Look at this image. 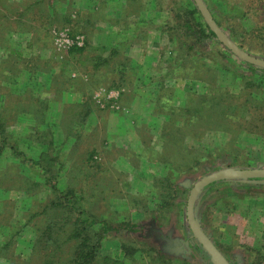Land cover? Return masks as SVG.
<instances>
[{
    "label": "rangeland",
    "instance_id": "obj_1",
    "mask_svg": "<svg viewBox=\"0 0 264 264\" xmlns=\"http://www.w3.org/2000/svg\"><path fill=\"white\" fill-rule=\"evenodd\" d=\"M21 1L8 0L12 5L9 8H13L16 15L23 10ZM53 1L57 21L47 23L34 9L19 21L24 26L23 32L17 30L14 22L20 16L8 13L12 27L8 24L4 27H11L12 31L3 29L0 33L1 44L5 46H0V66H5L0 70V117L4 119L8 115L11 144L29 158L39 160L41 155L40 143L36 137H31L34 127H38V136L42 140H49L50 136L54 138L56 152L59 151L58 161L62 165L59 170L58 165L53 167L50 174L57 178L62 189L71 182L75 183L74 180L81 181L78 185L85 194L82 208L90 211L97 220L111 219L114 226L129 223L144 227L143 235L123 231L106 236L102 240L100 264H106V258L117 259L120 264H148V251L153 259L151 250L167 248L159 234L181 241L185 229L188 230L185 201L189 186L193 188L212 168L211 173L226 169H264V141L253 139L245 129L233 143H229L231 136L221 128H207L205 122L191 130L190 125H186L187 119L181 116L185 112H173L155 102V85L160 82L163 86L169 85L171 97L168 104L179 108L184 107L188 98H193L197 104V99H201L208 86L225 88L233 96H230L233 101L243 89L250 96L245 94L237 99L241 105L227 112L228 118L237 121L249 118L251 107L257 109L255 112H264V80L234 78L231 73L219 69L213 73L216 79L213 82L210 71L215 68L242 69L240 64L228 61L217 44L203 49L198 57L203 58L207 67L197 70L195 60L175 68V56L169 54L165 27L184 22L177 20L175 14L189 11V3L185 0ZM203 1L234 44L248 50L251 56L264 60V42L249 39L256 24H264V0ZM65 20H70L71 24H66ZM32 26L39 30L47 28L49 39H46L45 32L40 34L37 31L29 37L27 32L33 30ZM85 29L90 31L95 46L112 47L120 54L118 62L103 67L100 73L117 72L125 65L124 72L131 83L128 91L108 89L107 83L103 85L95 80L90 86L82 83L72 88L62 82L68 76L76 77L81 73L73 59L75 56L69 54L72 47L56 44L57 35L83 36L86 43ZM230 31L234 33L230 35ZM45 70H50L49 75ZM168 70H173L169 76L166 75ZM61 71L65 73L62 81L58 80L55 87L50 85L52 74L61 76ZM1 75L8 79L1 78ZM81 77L87 80L84 75ZM90 91V98L83 99V94L87 96ZM37 98L47 99L45 106L51 100L44 121L32 118L37 112L33 108L38 104ZM8 108L12 111L5 112ZM68 112H76L72 123L69 122L73 117ZM170 112L173 115H169ZM196 114L191 109L188 118ZM169 120L180 122L179 126H182L174 140L165 137L162 130L163 123ZM244 121H239L240 126L247 127ZM182 145L188 149L199 146L197 154L182 156ZM93 148H98L97 153L94 161L87 164V153ZM170 160L175 161L180 169L183 166H193V169L177 174L169 172L171 183H167L164 181L165 164ZM195 162L198 164L194 165ZM82 164L83 169L78 167ZM87 165L92 168L88 169ZM1 170L0 212L3 216H0V244L4 245L6 239L15 240V243L0 252V264H41L42 258L38 260L34 255L46 241L45 237L42 245H36L34 241L38 234L35 230L30 225H21L29 220L30 212L40 213L48 207L53 198L51 187L44 182L46 178L39 166L29 165L24 157L13 154L9 148H5L0 157ZM226 182L229 184L215 185L210 192L201 191L195 202L196 219L228 258L238 257L241 264H264V180ZM233 182L239 187L233 188ZM168 185L175 188L176 195L166 207L160 203L159 195ZM7 202L8 209L3 210V204ZM159 204L163 207L160 208ZM67 216H58L54 223L58 227L69 226L73 218L70 221ZM39 220L44 230L49 222L46 217ZM147 235L151 240L142 239ZM122 244L129 248L125 255ZM67 246L60 248L62 253L68 252ZM166 254L163 261L166 264H203L195 254L184 256L177 251ZM169 257L173 258L171 263Z\"/></svg>",
    "mask_w": 264,
    "mask_h": 264
},
{
    "label": "trees",
    "instance_id": "obj_2",
    "mask_svg": "<svg viewBox=\"0 0 264 264\" xmlns=\"http://www.w3.org/2000/svg\"><path fill=\"white\" fill-rule=\"evenodd\" d=\"M26 1V0H25ZM24 0L20 2V5H22V12L16 15L14 9H10L8 4V0H0V33L3 31V29H8L12 31L11 25L9 22L10 15L15 14L16 16H20L17 20H14L16 26L15 28L18 31H25L24 26L20 23L21 20L29 11H32L34 9H37V11L40 13V16L45 18L47 20V23H54L57 21L54 10V1L53 0H29L28 2H25ZM189 3V11L188 12H179L176 13V19L177 20H183L180 25L178 23L176 26L167 25L165 29H167L168 35L166 36V39L168 41V46L170 47L169 54H172L175 56L174 63L175 68H180L186 61H195L197 70L203 67H207L206 63L203 62V58H198L202 53L201 51H204L203 49H206L209 45H218L220 46L225 55V57L233 64L236 62L237 64L241 65V70L236 69L234 71H230L228 68H215L211 73V77L213 82H215V75L213 76V73H217L222 69L224 72H229L234 78H248L250 80H256L257 82H263L264 80V69L260 68L252 63L246 62L242 59H240L238 56H236L231 50H229L219 39L216 33L211 29L209 26L207 20L205 19L204 15L201 13L199 8L196 5V2L194 0H185ZM159 3V1H157ZM205 3V2H204ZM44 5V7H43ZM206 5V4H205ZM12 6V5H10ZM209 9V6H207ZM212 16L214 17L213 12ZM215 20V17H214ZM20 21V22H19ZM66 24H71L70 20H65ZM218 26L220 27V23L216 21ZM11 26V27H4V25ZM31 26V24H29ZM51 26V25H50ZM86 28L88 26L85 24ZM23 27V28H22ZM33 30H30L28 33L29 37L34 35V31L45 32V37L47 38V31L45 29L39 30V28H33ZM15 31V30H13ZM87 31L86 36V43L82 48L78 47H72L70 49L69 54L75 56L73 59H75V63L79 65L78 71L81 73L80 76L76 77H70L66 76V79L61 80L62 77H65V73L61 71V76H58V74H52L50 85L54 86L58 83V80H61L69 88H72L76 86L77 84L85 83L87 86L91 85V82L95 80L96 83H103L108 84V89H118V90H124L128 91V89L131 88V83L129 78H127V73L124 72L125 65H122L123 70H117L111 71V72H104L100 73L101 69L103 67H107L110 65V63L118 62L120 58V54L117 53L115 48L112 47H104L100 48L99 46H95L92 43V36L90 31ZM230 35L234 33L233 31L229 32ZM44 36V35H43ZM252 40H258L261 42H264V24H256V27L251 30L249 39ZM3 39V38H2ZM191 39V40H189ZM39 40V39H38ZM30 42V41H29ZM44 44V43H43ZM29 45H31L29 43ZM0 46H4L1 44ZM5 47V46H4ZM8 50V48H7ZM246 53L251 55L248 50H244ZM18 54V53H17ZM193 56V58H192ZM254 57V56H253ZM128 65V64H127ZM200 67V68H199ZM5 66L1 65L0 70L4 69ZM169 73L166 75L169 76V74L173 70H168ZM47 72V75H49L50 70H45ZM30 74V73H29ZM85 78L81 77L83 76ZM32 76V75H31ZM1 75V78L8 79L6 77ZM150 78H148L149 80ZM57 80V81H56ZM101 81V82H100ZM49 85V86H50ZM99 85V84H98ZM102 85V84H101ZM102 85V86H103ZM80 86V85H79ZM55 87V86H54ZM174 87V86H172ZM156 91V98L155 102L159 104L160 106H165L166 109L173 111V112H185L184 115L181 114L183 119H187L188 122H186V125H190L191 130L197 128L198 126L204 125V122L207 125V128L209 129H216L218 130L221 128L222 132H225L230 138L229 143H233L237 137L240 136L241 131H244L245 129L249 131V133L253 136V139H257L258 142L264 141V112H255L256 108H249V111H252L249 118L241 119V120H232L227 117V112L232 107H239L241 103H238L236 101L240 97L242 98L245 96L246 91L243 89L239 91V93L236 95L234 101L231 99L233 96L225 89L220 86L211 88L208 86L207 91L204 92L201 99H197V104L194 103L193 98H188L187 103L184 105V107H176V106H170L168 104V99L171 97V94L168 92V90H171V87L169 85L163 86V84L160 82L158 85H155ZM66 90H69L68 88ZM91 90V87L90 89ZM168 92V93H167ZM230 94V95H229ZM92 95V92L90 91L87 96L83 94V99L90 98ZM193 95V94H190ZM250 96L249 94H246ZM231 96V97H230ZM130 98V96L128 97ZM39 99V100H38ZM245 99V98H244ZM38 104H36L33 108L37 110L35 112V116L32 117L35 119L38 118L44 121V117L47 115V111L49 109V105L51 104L49 100V104L45 106V102H47V99H41L37 98ZM248 101V100H247ZM34 102V101H32ZM247 103V102H246ZM248 104V103H247ZM191 109L194 110V113L199 112L196 114V116H189V112H191ZM24 110V109H23ZM233 110V109H232ZM11 112V109H7L5 112ZM25 111V110H24ZM224 112V113H223ZM71 114V112H68ZM171 113V112H170ZM65 114V113H64ZM63 114V115H64ZM1 115V114H0ZM62 115V119H63ZM76 115V112L71 114L73 118L70 119L69 123H72L74 120V116ZM173 115V113L169 114ZM40 117V118H39ZM169 117V116H168ZM8 115L4 116V119L0 117V157L2 153L4 152L5 148H9L10 151L14 154L19 155L20 157H24L25 161L29 163V165H36L41 168L43 171V177L46 178L44 182L49 183L51 187V193L53 194V198H49V204L48 207H46L43 211L40 213L36 212H30L29 216L25 220L24 225H21V227H27L30 225L38 234L37 240L34 241V244H40L43 237H45L46 241L43 242L42 247L40 250H36L35 257L37 256L38 260L41 259V264H100L101 261H99L100 255H101V246H102V240L106 238L109 234H121V232L125 231V234H136L141 233L143 235L144 227H136L132 226L131 224H125L123 226H114L111 222V219L108 221L105 220H97L93 214H90V211H86L82 208V202L84 200L85 194H83V190L80 188L78 184H80L79 181H75V183H70L68 187L61 188V183L57 181V178H54V175L50 174L51 169L53 167H56L58 165L57 170H59V167L62 165V162L58 161V155L59 151L56 152L55 148V141L54 138H51L50 136L49 140H42V137L38 136V127H34L35 132L32 133L31 137H36L37 141L41 145V155L39 160H35L33 158H29L22 152H18L17 148L14 147L13 144H11V138L12 134L8 133V125H7ZM248 124L247 127L240 126L241 124L239 121H243ZM239 123V124H238ZM181 125L180 122H172V120H169L165 123H163V132L165 134V137H168L171 140L176 139L177 132H181ZM184 125V124H183ZM174 126H177V129H174ZM216 127V128H214ZM218 128V129H217ZM183 130V128H182ZM185 130V129H184ZM183 132V131H182ZM11 134V135H8ZM69 134V133H68ZM11 136V137H10ZM30 139V138H29ZM33 141V139L31 138ZM199 146L196 147V149H188L184 145L180 148V153H182V156L188 157L190 155L197 154ZM89 149V148H87ZM98 148H93L89 153V157L87 158V164L88 162H92L94 155H96ZM252 151L249 153L251 154ZM165 162V161H164ZM85 162L83 161V164ZM78 166L79 168L83 169L84 165ZM198 164L195 162L194 165ZM75 164H73L72 167H74ZM88 169L92 168V165H87ZM165 167L167 168L166 176L164 179L167 180V183H171V180L168 178V173L171 174H177V172L183 173L185 172V169H193V166L190 168V166H183L178 168V165L175 161L170 160L166 162ZM214 168H212L206 176L211 175ZM2 170L0 172V181L3 178ZM205 176V177H206ZM259 181L264 180L262 178L258 179H251V181ZM34 184L38 185V182H35ZM227 185L226 181H220L212 183L204 188V191L210 192L211 189L215 185ZM239 184H236V182H233L231 186L233 188L239 187ZM166 190H161L160 197H161V204L163 206H168L169 201L176 195L175 188L173 186H166ZM192 190V186L188 187V193L185 201L186 206V215L185 219L187 222V228L185 229L183 233V238L181 241H175L171 236H163L162 234H159V238L164 241L165 247L167 248L165 250L156 249L151 250V254L153 253V259H150L152 255L150 256V252L148 251L149 263L148 264H158L160 262H163L164 259L167 258L166 252L169 254L176 253L183 254L184 256H187L189 254H195L203 264H213L211 261V256L209 253L205 250V248L202 246V244L195 238L193 231L191 230L188 219H187V202L190 195V192ZM168 201V203H167ZM159 204V207L162 208ZM167 204V205H166ZM8 202L7 204H3V210L8 209ZM89 214V215H88ZM67 216L70 218H73L69 226L58 227L55 221L59 219L58 216ZM0 216H3V213L0 212ZM46 217V219L49 222V225H46V228L43 230L42 228V222L40 223V218ZM39 220V221H38ZM35 222V223H33ZM46 222V223H48ZM19 224V222L17 223ZM22 229V228H21ZM205 232V231H204ZM149 235V234H148ZM147 236H143L142 239L144 240H151ZM151 236V235H150ZM208 236V235H207ZM10 238H14L13 236H10ZM180 242V244H178ZM192 242V243H190ZM5 244H0V252H2L3 249L10 248L11 245L15 243L12 240H5ZM65 244H68V252L62 253L61 249ZM215 245V243H214ZM216 246V245H215ZM36 247V246H35ZM61 248V249H60ZM44 249L45 252L42 250ZM122 251L125 255L126 252L128 253L129 248L127 247V244H122ZM147 252V251H145ZM166 254V255H165ZM223 254V253H222ZM228 262L230 264H241V261L238 257L235 258H228L225 254H223ZM12 259V258H11ZM10 259V260H11ZM171 263L173 261V258L168 259ZM31 261V260H30ZM15 263V262H14ZM106 264H120L117 259H111L106 258L105 259ZM166 264L167 262H163Z\"/></svg>",
    "mask_w": 264,
    "mask_h": 264
},
{
    "label": "water",
    "instance_id": "obj_3",
    "mask_svg": "<svg viewBox=\"0 0 264 264\" xmlns=\"http://www.w3.org/2000/svg\"><path fill=\"white\" fill-rule=\"evenodd\" d=\"M196 2L197 7L204 15L211 29L216 33L218 39L236 56L240 59L252 63L260 68L264 69V60L255 58L241 48H239L236 44H234L228 36L221 30L216 21L214 20L212 14L206 7L203 0H194ZM264 179V169H226L221 170L215 173H212L209 176L202 178L198 181L194 187L192 188L188 202H187V219L188 224L193 231L195 238L202 244L205 250L211 256V261L213 264H230L226 257L222 254V252L214 245L212 240L205 234L203 229L201 228L198 220L195 216V202L197 200L198 195L201 191L208 185L220 182V181H239V180H251V179Z\"/></svg>",
    "mask_w": 264,
    "mask_h": 264
},
{
    "label": "built area",
    "instance_id": "obj_4",
    "mask_svg": "<svg viewBox=\"0 0 264 264\" xmlns=\"http://www.w3.org/2000/svg\"><path fill=\"white\" fill-rule=\"evenodd\" d=\"M57 43L60 46L71 48V47H78L82 48L85 45V40L83 36H78L76 38H71L69 35L65 33H61L57 35Z\"/></svg>",
    "mask_w": 264,
    "mask_h": 264
}]
</instances>
